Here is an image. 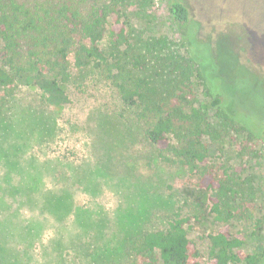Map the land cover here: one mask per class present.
Returning <instances> with one entry per match:
<instances>
[{
  "label": "rangeland",
  "instance_id": "374dc122",
  "mask_svg": "<svg viewBox=\"0 0 264 264\" xmlns=\"http://www.w3.org/2000/svg\"><path fill=\"white\" fill-rule=\"evenodd\" d=\"M175 2L188 11L185 25L169 12ZM119 10L129 56L143 71L161 75L162 56L187 42L202 69L209 66L210 76L221 79L227 112H243L238 78L264 99V0H123ZM106 45L99 44L104 54ZM66 89L69 103L56 113L38 92L20 88L2 100L0 89V245L7 263L128 264L142 234L164 228L174 215L187 219V235L203 255V237L223 227L245 239L243 255L254 253L251 242L264 244L259 140L228 132L207 111L215 137L209 164L218 179L232 175L238 188L228 200L234 216L217 223L208 192L183 169L160 162L110 87L91 71H76ZM245 99L259 112L256 98ZM258 120L264 126V118ZM103 123L107 128L99 129Z\"/></svg>",
  "mask_w": 264,
  "mask_h": 264
},
{
  "label": "trees",
  "instance_id": "16d2710c",
  "mask_svg": "<svg viewBox=\"0 0 264 264\" xmlns=\"http://www.w3.org/2000/svg\"><path fill=\"white\" fill-rule=\"evenodd\" d=\"M122 2L0 0V89L5 91L1 99L26 88L38 92L51 111L60 112L69 103L66 85L72 73L91 71L117 94L160 162L183 169L194 186L205 189L209 214L215 222L226 223L235 211L228 200L235 198L238 188L232 175L218 179L209 164L215 137L206 113L219 118L228 132H241L264 144V126L258 120L264 118V99L249 88L247 79L238 78L234 85L243 112H227L221 79L210 76L209 66L202 69L198 53L189 50L187 42L162 56L161 75L143 71L128 53ZM169 12L176 23H187L188 11L181 3H173ZM103 40L106 54L99 46ZM245 94L256 98L259 112L246 102ZM105 159L111 163L109 156ZM186 223L174 215L164 228L144 232L128 264H262L261 240L251 242L253 254L243 255L238 250L245 239L223 227L203 237L208 243L203 255L188 237ZM4 252L0 245V264H15L3 259Z\"/></svg>",
  "mask_w": 264,
  "mask_h": 264
}]
</instances>
